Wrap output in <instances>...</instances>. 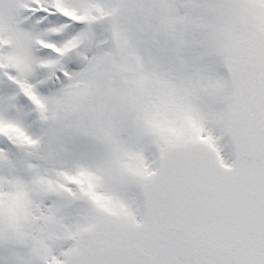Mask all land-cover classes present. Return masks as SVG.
Masks as SVG:
<instances>
[{"label":"snow or ice","instance_id":"snow-or-ice-1","mask_svg":"<svg viewBox=\"0 0 264 264\" xmlns=\"http://www.w3.org/2000/svg\"><path fill=\"white\" fill-rule=\"evenodd\" d=\"M0 127V264H264V0H0Z\"/></svg>","mask_w":264,"mask_h":264},{"label":"clouds","instance_id":"clouds-1","mask_svg":"<svg viewBox=\"0 0 264 264\" xmlns=\"http://www.w3.org/2000/svg\"><path fill=\"white\" fill-rule=\"evenodd\" d=\"M156 14L159 15V16L163 15L162 13H156ZM209 87H211V85H209ZM0 131H7V128L6 127H0ZM53 143L55 144V134H54V137H53Z\"/></svg>","mask_w":264,"mask_h":264}]
</instances>
